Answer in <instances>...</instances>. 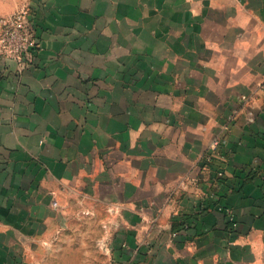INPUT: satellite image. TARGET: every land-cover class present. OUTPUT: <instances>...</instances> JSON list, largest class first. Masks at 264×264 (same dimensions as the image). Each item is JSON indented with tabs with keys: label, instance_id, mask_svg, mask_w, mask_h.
<instances>
[{
	"label": "crops",
	"instance_id": "1",
	"mask_svg": "<svg viewBox=\"0 0 264 264\" xmlns=\"http://www.w3.org/2000/svg\"><path fill=\"white\" fill-rule=\"evenodd\" d=\"M26 7L40 47L0 60V264H264V0L0 16Z\"/></svg>",
	"mask_w": 264,
	"mask_h": 264
},
{
	"label": "built area",
	"instance_id": "2",
	"mask_svg": "<svg viewBox=\"0 0 264 264\" xmlns=\"http://www.w3.org/2000/svg\"><path fill=\"white\" fill-rule=\"evenodd\" d=\"M39 47L32 15L27 7L0 16V60L15 61L23 70L30 65ZM218 145L219 139H214L211 146L215 148ZM220 209L225 211L224 207ZM229 221L236 225L233 216L230 215Z\"/></svg>",
	"mask_w": 264,
	"mask_h": 264
},
{
	"label": "rangeland",
	"instance_id": "3",
	"mask_svg": "<svg viewBox=\"0 0 264 264\" xmlns=\"http://www.w3.org/2000/svg\"><path fill=\"white\" fill-rule=\"evenodd\" d=\"M235 223H236V221H235ZM230 224H231V222H230ZM75 225L77 226V231L79 233L77 241L79 243H87V237H86L85 233L91 229L89 227L90 224L85 223V222H83V223L79 222ZM231 227L236 228V225L233 226L231 224ZM92 229H97V227L95 226ZM72 240L74 242L75 238L73 237ZM87 257H88V255H86L84 253L83 254L82 253H78V254L68 253V254L64 255V264H73V263H75L76 260L78 261L79 264H82L83 262H85ZM91 257H92L94 264H103V262H105V257L102 254H94V255H91ZM39 260L41 261V264H42V255H40Z\"/></svg>",
	"mask_w": 264,
	"mask_h": 264
},
{
	"label": "trees",
	"instance_id": "4",
	"mask_svg": "<svg viewBox=\"0 0 264 264\" xmlns=\"http://www.w3.org/2000/svg\"><path fill=\"white\" fill-rule=\"evenodd\" d=\"M185 223H186L185 221H180L176 227L185 226ZM228 229H234L233 227L230 226V221H228Z\"/></svg>",
	"mask_w": 264,
	"mask_h": 264
}]
</instances>
